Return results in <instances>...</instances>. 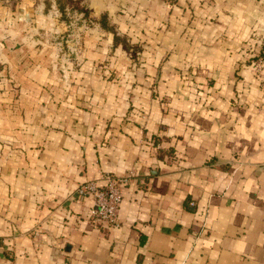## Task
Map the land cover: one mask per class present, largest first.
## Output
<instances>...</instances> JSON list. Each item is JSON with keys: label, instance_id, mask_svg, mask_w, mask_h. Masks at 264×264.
Wrapping results in <instances>:
<instances>
[{"label": "crops", "instance_id": "crops-1", "mask_svg": "<svg viewBox=\"0 0 264 264\" xmlns=\"http://www.w3.org/2000/svg\"><path fill=\"white\" fill-rule=\"evenodd\" d=\"M127 2L120 27L148 50L121 68L123 87L101 79L104 94L56 108L30 79L0 93V264H264V81L246 60L249 17L215 7L203 38L176 28L159 41L164 2ZM126 172L117 223H93L77 189Z\"/></svg>", "mask_w": 264, "mask_h": 264}, {"label": "rangeland", "instance_id": "rangeland-1", "mask_svg": "<svg viewBox=\"0 0 264 264\" xmlns=\"http://www.w3.org/2000/svg\"><path fill=\"white\" fill-rule=\"evenodd\" d=\"M43 1L46 0L27 3L23 0H0V93L13 90L16 77L30 79L34 83L29 82V86L34 90L29 91L37 92L40 97L49 95V102L56 108L59 99L69 94H88L91 97L95 92L104 94L108 89L106 87L102 91V80L106 85L123 87L124 80L120 78L126 73L121 71H134L142 61V52L148 50L146 43L137 42L120 27L122 21H129L126 7L132 3L127 0H82V4L92 11L89 18L68 13V20H63L53 0L50 6ZM161 1L164 2V18L159 41L178 28L181 31H176V34L192 44L193 38L202 37L207 24L205 19L214 13L215 7L219 11L232 14L235 11L241 15L236 17H249L254 32L246 46V60L255 75L259 76L254 68L257 62L262 64L264 71V0ZM102 14H106L108 24L132 47V55L114 51L108 39L109 31L98 22ZM209 20L215 21V17ZM174 47L181 48L178 44ZM168 54L166 50L163 58ZM90 59L94 60L93 64ZM92 76L99 78L92 80ZM97 80L101 82L97 83ZM156 85L154 80L150 86L152 98L158 96ZM80 107L87 108L83 104Z\"/></svg>", "mask_w": 264, "mask_h": 264}, {"label": "built area", "instance_id": "built-area-1", "mask_svg": "<svg viewBox=\"0 0 264 264\" xmlns=\"http://www.w3.org/2000/svg\"><path fill=\"white\" fill-rule=\"evenodd\" d=\"M255 71L263 79L262 64H255ZM129 172L112 175L104 174L99 180H90L77 189L79 195H89L92 199L90 220L95 224L115 225L124 187L132 180Z\"/></svg>", "mask_w": 264, "mask_h": 264}, {"label": "trees", "instance_id": "trees-1", "mask_svg": "<svg viewBox=\"0 0 264 264\" xmlns=\"http://www.w3.org/2000/svg\"><path fill=\"white\" fill-rule=\"evenodd\" d=\"M55 3L63 20H68V13H78L82 14L84 18H89L90 10L82 4V0H55ZM98 22L102 28L113 34V46L121 44L126 48H132L125 40L119 37L115 28L108 24L106 14H102Z\"/></svg>", "mask_w": 264, "mask_h": 264}]
</instances>
